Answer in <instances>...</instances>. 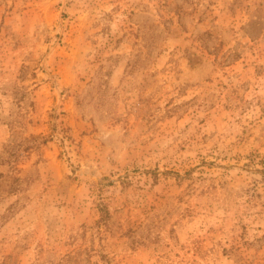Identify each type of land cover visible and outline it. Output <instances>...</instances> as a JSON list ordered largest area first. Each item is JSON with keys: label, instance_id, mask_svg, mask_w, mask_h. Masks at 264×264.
I'll return each instance as SVG.
<instances>
[{"label": "rangeland", "instance_id": "1", "mask_svg": "<svg viewBox=\"0 0 264 264\" xmlns=\"http://www.w3.org/2000/svg\"><path fill=\"white\" fill-rule=\"evenodd\" d=\"M0 264H264V0H0Z\"/></svg>", "mask_w": 264, "mask_h": 264}]
</instances>
